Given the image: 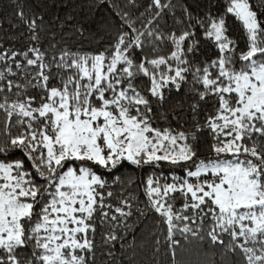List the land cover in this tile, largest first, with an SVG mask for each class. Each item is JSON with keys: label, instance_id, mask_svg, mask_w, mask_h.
Returning a JSON list of instances; mask_svg holds the SVG:
<instances>
[{"label": "snow or ice", "instance_id": "snow-or-ice-1", "mask_svg": "<svg viewBox=\"0 0 264 264\" xmlns=\"http://www.w3.org/2000/svg\"><path fill=\"white\" fill-rule=\"evenodd\" d=\"M71 3L13 0L18 31L0 26V264H121L150 214L170 264H264V11L124 0L93 30ZM126 165L168 172L141 180V200Z\"/></svg>", "mask_w": 264, "mask_h": 264}, {"label": "trees", "instance_id": "trees-1", "mask_svg": "<svg viewBox=\"0 0 264 264\" xmlns=\"http://www.w3.org/2000/svg\"><path fill=\"white\" fill-rule=\"evenodd\" d=\"M124 0H104V4L100 5L99 0H96V3L92 6L91 10H89L86 6L83 10H81L79 5L81 3V0H72V3L69 4L68 9L71 11L73 7H75V11L73 12V15L75 16V20L73 22H78L82 20L85 15L88 16V18L92 21V27L93 30H96L97 28H100V30H103L101 26L106 25V23H115L117 18L114 15V12H110L109 5L112 3H118L123 5ZM145 0H138V3H144ZM29 3H31V0H29ZM252 3L256 4L257 8L259 10L264 11V9H260V0H252ZM135 15H139V11H143V8H140L139 11H136L135 9H132ZM179 12V9H177V13ZM63 15V13H61ZM167 19L168 25L172 26L171 19ZM17 23V20L14 17V5L13 0H0V26H2L4 29H9L12 33L17 32V29H10L11 24ZM228 25H229V35L236 38L239 42V46L241 49L245 48V41L243 39V33L241 30V26L238 21H236L234 18L229 17L228 18ZM140 25L137 24V27ZM83 47L86 50L91 51L95 45H89L88 43H84ZM202 51L208 55L211 56L213 52L209 49L207 45L202 47ZM177 99L175 93L172 94V99L170 103H174ZM165 107H168V105H165ZM173 126H176V121H171ZM163 124V121H161ZM207 139V134L205 133L204 136L201 137V143L198 145L200 148V155H206L207 154V144L205 143V140ZM153 171L156 172H168L167 166L162 167L161 169H152L149 166H145L144 168H133L131 166H125L120 170V173L117 174H123L125 178L128 177H134L135 183L128 189V191L134 192L138 195L139 199L143 200V192L142 189L139 187V184L143 178L148 176L149 174L153 173ZM177 172L180 170L177 169ZM127 194V193H125ZM180 202L178 201L177 204ZM136 218L133 217L132 220H135ZM156 216L154 214H150L147 218L137 221L136 227L133 231V233L126 236L125 240L126 242H133V237H135L134 241V248L132 249H126L121 250L119 248V245H117L116 250V256L118 260L121 261V264H129V260H133L134 264H170V256L166 252V244L162 240L160 245V251L156 253L155 251V235L153 233H157L158 229H156L155 226V220ZM130 223L132 221H129ZM162 239V238H161ZM185 264H204V257L197 256L194 253L190 252H182L181 257ZM213 259L219 261L220 256L219 253L213 257Z\"/></svg>", "mask_w": 264, "mask_h": 264}]
</instances>
